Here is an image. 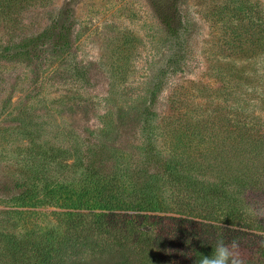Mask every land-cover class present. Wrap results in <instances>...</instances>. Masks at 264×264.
Listing matches in <instances>:
<instances>
[{
	"label": "trees",
	"instance_id": "trees-1",
	"mask_svg": "<svg viewBox=\"0 0 264 264\" xmlns=\"http://www.w3.org/2000/svg\"><path fill=\"white\" fill-rule=\"evenodd\" d=\"M13 6L0 0V66L44 58L43 34L6 42ZM154 6L178 48L165 66L174 75L184 70L186 23L168 0ZM162 86L151 85L131 118L142 131L140 161L105 141L110 114L93 158L75 146L67 157L60 148L14 154L4 167L12 180L0 181V264H202L218 247L231 253L226 264H264V96L254 103L243 97L247 85L228 82L222 92L199 83L191 99L202 103L176 96L158 116ZM39 208L52 209L48 226L20 228Z\"/></svg>",
	"mask_w": 264,
	"mask_h": 264
},
{
	"label": "rangeland",
	"instance_id": "rangeland-1",
	"mask_svg": "<svg viewBox=\"0 0 264 264\" xmlns=\"http://www.w3.org/2000/svg\"><path fill=\"white\" fill-rule=\"evenodd\" d=\"M8 1L14 12L6 42L16 47L43 34L44 58L20 56L0 66V181L12 180L4 167L22 147L60 148L67 157L75 146L93 158L108 114L113 134L105 141L140 161L133 147L142 131L131 118L148 103L154 82L163 83L158 116L176 96L202 103L191 99L199 83L222 92L228 82L247 85L243 97L254 103L264 96V0H168L186 23L184 70L174 75L165 66L178 48L155 0ZM260 115L264 121V110ZM36 210L20 219V228L28 221L48 226L52 209Z\"/></svg>",
	"mask_w": 264,
	"mask_h": 264
},
{
	"label": "clouds",
	"instance_id": "clouds-1",
	"mask_svg": "<svg viewBox=\"0 0 264 264\" xmlns=\"http://www.w3.org/2000/svg\"><path fill=\"white\" fill-rule=\"evenodd\" d=\"M231 253L227 247H218L216 249V258H204L202 264H226ZM232 264H239L238 261L233 260Z\"/></svg>",
	"mask_w": 264,
	"mask_h": 264
}]
</instances>
